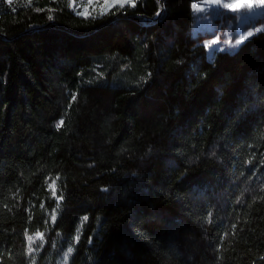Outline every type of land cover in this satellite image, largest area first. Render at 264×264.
Here are the masks:
<instances>
[{
  "label": "trees",
  "instance_id": "1",
  "mask_svg": "<svg viewBox=\"0 0 264 264\" xmlns=\"http://www.w3.org/2000/svg\"><path fill=\"white\" fill-rule=\"evenodd\" d=\"M134 3L0 0V264H264V30Z\"/></svg>",
  "mask_w": 264,
  "mask_h": 264
},
{
  "label": "rangeland",
  "instance_id": "2",
  "mask_svg": "<svg viewBox=\"0 0 264 264\" xmlns=\"http://www.w3.org/2000/svg\"><path fill=\"white\" fill-rule=\"evenodd\" d=\"M233 2L234 0H220V4L216 5L210 0H193L190 33L197 44L204 46L208 59L216 52L236 50L248 38L264 30V8L240 9L233 12L223 7V4ZM117 7L120 6L115 8ZM70 8L76 14L84 13L82 16H89L100 14L101 11L107 12L114 7L104 5V0H70ZM236 40L241 43L236 44ZM258 132L264 134V126ZM261 224L264 225V220ZM241 243L250 245L249 251L254 254L264 252V229L256 238L249 233ZM249 251H246L247 256ZM56 262L63 263V256L57 258Z\"/></svg>",
  "mask_w": 264,
  "mask_h": 264
},
{
  "label": "snow or ice",
  "instance_id": "3",
  "mask_svg": "<svg viewBox=\"0 0 264 264\" xmlns=\"http://www.w3.org/2000/svg\"><path fill=\"white\" fill-rule=\"evenodd\" d=\"M210 2L216 5L220 4V0H210ZM125 4H129L130 6H135L134 0H104V5L110 7H116L117 5L123 7ZM223 7L227 9H231V11L233 12H237L240 9L264 8V0H234L233 3L223 4ZM78 14L84 15V13H78ZM104 14L105 11H101L100 15H104ZM248 35H252V33H248ZM240 43H241L240 40H236V44H240ZM73 99H75V97H73ZM62 123L63 122L61 121V124ZM71 250L72 249L69 248L68 252L70 253Z\"/></svg>",
  "mask_w": 264,
  "mask_h": 264
}]
</instances>
